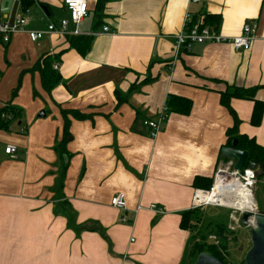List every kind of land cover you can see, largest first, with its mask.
<instances>
[{
    "label": "crops",
    "instance_id": "0c3cea01",
    "mask_svg": "<svg viewBox=\"0 0 264 264\" xmlns=\"http://www.w3.org/2000/svg\"><path fill=\"white\" fill-rule=\"evenodd\" d=\"M17 1L16 16L26 23L9 41L0 36V111H19L0 124V264H182L188 231L179 227L180 213L202 189L193 178L213 183L217 169L232 163L220 153L233 119L219 93L254 88L264 102V39L247 50L193 43L175 56L174 35L185 14L218 16L216 29L226 37L255 21L261 35L264 0H110L99 17L96 0H86L78 35L95 33L83 52L65 35L39 42L27 35L68 19L62 0H33L26 10ZM45 53L55 54L60 75L49 95L32 69ZM168 94L190 99L191 108L165 114L151 138L144 120L158 115ZM230 105L237 132L264 147V105L258 125L250 122L251 99L232 97ZM59 107L91 114L71 118L69 158L57 150ZM7 145L16 147L14 155L4 152ZM118 192L126 210L110 205Z\"/></svg>",
    "mask_w": 264,
    "mask_h": 264
},
{
    "label": "trees",
    "instance_id": "16d2710c",
    "mask_svg": "<svg viewBox=\"0 0 264 264\" xmlns=\"http://www.w3.org/2000/svg\"><path fill=\"white\" fill-rule=\"evenodd\" d=\"M110 0H96L95 4V14L99 17L102 14V11L105 7V4ZM33 0H19V3L23 10H26L31 4ZM88 11V9H87ZM198 16L192 17L193 21H195ZM204 24L212 26L214 29L217 27V22L219 17L212 14L204 15ZM217 30V29H216ZM67 40L71 45L78 46L80 51H85L89 47V35H65ZM55 58V54L52 56L48 53L42 54L41 57L36 61L33 65L32 69L36 70L40 75L41 80V90L49 95L52 87L59 82L60 75L55 68H53V61ZM34 96L38 95L37 92L33 91ZM220 103L224 105L233 119V124L230 128L227 129V143L233 138H236V147L242 150L247 151V159L245 165L242 167L243 170L248 162H256L258 165L257 170L255 171V175L258 178L264 179V147L256 143L253 138H249L245 135L239 134L237 132V126L239 123V119L235 114L234 110L230 105V100L232 97L246 98L251 99L253 101V109L250 117V122L252 125H258L261 119L262 109L264 102L255 98L254 96V88H239L235 86H227L225 90L220 91ZM164 106L166 108L165 114L169 112H176L180 114H186L189 112L191 108L190 99L179 96L175 94H168L164 101ZM60 115L63 119V128H62V137L58 144V152L60 156L66 155L68 158L71 155L65 148L66 138L69 135V125L72 119L83 120L90 118V113L81 112L77 109L72 108H61L59 107ZM13 113L18 114L19 111L14 108L4 107L3 110L0 111V124L4 125V114ZM15 116V115H14ZM67 167V163L63 165L62 168V177L65 174V170ZM212 179L208 177L195 176L192 181V186L195 188H202L208 190L212 186ZM60 187L62 186V182H60ZM262 187V186H261ZM263 191V189H262ZM201 207V206H200ZM200 207L190 208L189 210L182 211L180 213L179 227L183 230H187L190 232V242L187 243L186 247V257L182 260V264L186 262V264H193L197 254L201 251H206L216 256L224 263L233 264L227 261L226 257L229 255V251L226 248V244H218L216 245L213 242H208L207 237L209 234L213 233L217 237L227 238L229 234L234 233V229L228 228V225L223 222H218L215 220H206V223L202 224L199 230L200 222L202 221V214L198 210ZM262 210V209H261ZM196 229H198L196 231ZM236 264H243V260L241 259Z\"/></svg>",
    "mask_w": 264,
    "mask_h": 264
},
{
    "label": "built area",
    "instance_id": "2783aa9c",
    "mask_svg": "<svg viewBox=\"0 0 264 264\" xmlns=\"http://www.w3.org/2000/svg\"><path fill=\"white\" fill-rule=\"evenodd\" d=\"M65 9L68 12V19H60L57 24L50 22L43 29L27 30V35L29 39L33 42H39L40 39L46 34H57V35H78V25L82 19L87 14V1L86 0H62ZM189 2L195 3L202 0H188ZM204 16H199L195 21H193L192 16L185 14L183 24L180 30L174 35L175 43V56L179 54L182 49H190L193 43H223L227 42L232 45L235 50L250 48L252 42L257 38L264 39V30L261 35H258V24L255 21L244 22L239 34L231 37H226L219 33L212 26L204 24ZM69 22L73 25V29L68 28ZM26 23V19L22 16H16V19L12 26H8L5 21L0 20V36L3 42L9 41V37L12 33L17 32ZM102 31L107 32L108 28L105 26ZM95 32H90L88 35H94ZM54 68L58 67V64L53 65ZM165 106L161 108L160 112L155 118L144 120L145 126L148 127V133L151 138H155L161 129V125L165 120ZM4 152L7 154L14 155L16 153V147L14 145H7L4 148ZM233 163L225 167H219L215 173L214 181L212 186L208 190L196 189L192 194V208L200 207L202 205H219L215 200L202 199L208 192H211L214 187V183L218 176L224 179L223 175L228 178H235L238 182L247 188L252 194V187L256 179L255 172L244 168L243 170H235L233 168ZM110 205L118 210H126V198L123 192L115 193L110 198ZM142 206L137 205L136 210L140 209ZM229 207V206H227ZM232 210L236 208L231 207ZM149 210L155 212L156 214H161L162 210L156 208L154 205L148 207ZM239 213L244 210H238ZM251 211L254 213L257 211L256 207H253ZM120 221L126 222L128 218L125 214L121 215Z\"/></svg>",
    "mask_w": 264,
    "mask_h": 264
},
{
    "label": "water",
    "instance_id": "95a60500",
    "mask_svg": "<svg viewBox=\"0 0 264 264\" xmlns=\"http://www.w3.org/2000/svg\"><path fill=\"white\" fill-rule=\"evenodd\" d=\"M17 0H1L0 2V20L5 21L8 26H12L16 19ZM45 10V7H43ZM39 116H43L41 110ZM236 138L220 149L223 158L233 163V168L240 171L245 165L247 151L236 147ZM253 172L258 168L256 162H248L245 167ZM238 224L247 227L250 236V246L243 257V264H264V211L244 210L239 213ZM193 264H229L224 263L209 252L201 251L197 254Z\"/></svg>",
    "mask_w": 264,
    "mask_h": 264
},
{
    "label": "rangeland",
    "instance_id": "374dc122",
    "mask_svg": "<svg viewBox=\"0 0 264 264\" xmlns=\"http://www.w3.org/2000/svg\"><path fill=\"white\" fill-rule=\"evenodd\" d=\"M264 180L258 179L256 176L255 182L252 187V199L254 201V207L257 210H264V194L262 189L264 188ZM262 186V187H261ZM256 191L258 192L256 195ZM260 192V193H259ZM257 201V202H256ZM149 207V206H148ZM157 208V206H155ZM236 210H232L231 207L227 206H216V205H202L199 212L202 214V221L200 222L199 230L201 223H206V220H215L218 222H223L228 225V228L234 229L233 234H229L227 238L217 237L213 233L209 234L206 238L208 242H213L216 245L226 244V248L229 251V255L226 257L227 261L236 264L241 259L243 260L246 250L250 246V236L247 227H243L238 224L239 211L238 207L232 206ZM231 215L234 216V219L231 218ZM129 221H126L128 223ZM198 229H196L197 231ZM192 234L188 231L187 243L190 242V237ZM187 245V244H186ZM186 257V255H185ZM185 257H183L185 259ZM182 258V259H183ZM183 264H186L184 262Z\"/></svg>",
    "mask_w": 264,
    "mask_h": 264
},
{
    "label": "bare ground",
    "instance_id": "6f19581e",
    "mask_svg": "<svg viewBox=\"0 0 264 264\" xmlns=\"http://www.w3.org/2000/svg\"><path fill=\"white\" fill-rule=\"evenodd\" d=\"M217 177L213 190L208 192L202 199L215 200L219 205L236 206L238 210H251L254 207L251 192L243 187L237 179L223 175Z\"/></svg>",
    "mask_w": 264,
    "mask_h": 264
}]
</instances>
